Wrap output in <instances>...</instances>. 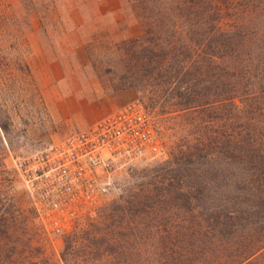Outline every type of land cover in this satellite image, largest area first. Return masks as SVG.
Segmentation results:
<instances>
[{
	"label": "rangeland",
	"instance_id": "obj_1",
	"mask_svg": "<svg viewBox=\"0 0 264 264\" xmlns=\"http://www.w3.org/2000/svg\"><path fill=\"white\" fill-rule=\"evenodd\" d=\"M0 1V5L9 6L14 17L26 22L25 59L30 70L29 77L22 75L23 81L17 74L14 77L17 82L4 80L0 85V120L5 124L4 133L0 132V196L5 197L1 211L5 208L9 230V237L3 242L9 250L0 251V264H151L150 252L157 244L145 237V225H138L143 231L139 230V239L132 240L116 234V228L101 220L103 213L115 208L130 191H144L151 201L162 192L165 198L158 211L163 221L158 224L156 218L150 223L160 232L190 230L191 225L178 224L189 213L170 204L177 186L166 181L158 183L155 178L156 173L161 174L167 167L164 160L175 153L177 144L189 145L195 154L199 143L210 144L213 161L196 167L216 170L219 188L214 191L212 184L209 185L206 199L198 202L203 207L220 204L230 195L229 188L224 186V174L228 173L225 157L231 132L243 137L246 149L249 148L246 139L262 143L261 148H250L248 158H264V107L250 116L249 109L238 103L242 109L233 119L223 104L203 111L177 110L173 104L179 98L174 95L173 87L177 80L176 85H183L187 77L171 81L166 76L154 79L156 75L152 74L153 78H149L154 61L163 59L168 68L180 59L183 62L187 59L171 49L175 44L167 42L171 41L170 36L157 41L148 32L155 29L156 23L168 24L165 13H175L176 0H143V7L147 6L144 11L139 10L138 0ZM206 1L207 4L199 3L201 21L194 23L186 15L177 16L181 21L178 24L185 27L191 24L197 33L204 32L207 23L224 28L238 25L247 41L237 57L224 55L217 59V69L210 67L203 79L216 74L225 81V73L236 69L243 58L254 76L251 87L264 85V0ZM200 39V34H190L185 45L193 47ZM158 46L163 50L160 55L156 52ZM205 85L208 87L209 83ZM225 88L223 84L218 91L224 93ZM132 99L142 101L151 113L166 147V157L152 159L117 175L116 191L77 221L69 233H46L13 168L14 158L62 139ZM248 128L252 133L247 135ZM263 170L264 163L259 164L258 171ZM182 189V192L192 191ZM246 224H242L230 244L211 250L212 258L202 264H264V225L251 224L248 229L255 232V240L250 242ZM214 258L218 259L216 263H208Z\"/></svg>",
	"mask_w": 264,
	"mask_h": 264
},
{
	"label": "trees",
	"instance_id": "obj_2",
	"mask_svg": "<svg viewBox=\"0 0 264 264\" xmlns=\"http://www.w3.org/2000/svg\"><path fill=\"white\" fill-rule=\"evenodd\" d=\"M176 1L175 13H165L168 24L161 21L155 24L153 31L148 32L154 35L157 41H165V37L170 36L171 41L167 42H172L171 45L175 44L171 49L179 51L187 59L184 62L180 59L176 65L168 68L165 67L163 59L154 61L148 73L149 78L153 76L152 74L156 75L154 79L166 76L171 81L178 77H187L186 83L176 85L177 80L173 87L174 95L179 98L173 104L177 110L203 111L215 109L223 104L228 108L229 118L232 119L237 117L242 105L243 108L249 109L250 116H253L256 111L259 112L264 107V85L257 89L251 87L254 76L245 59L240 60L241 63L236 65V69L225 73V81L217 78L216 74L211 79L210 77L203 79L210 67L217 69L215 64L217 59L224 55L237 57L242 52L247 41L242 27L233 25V27L224 28L219 24L207 23L206 30L197 33L191 24L187 27L178 24L181 21L177 20V16L186 15L189 20L197 23L201 21L199 3L207 4L208 2L206 0ZM143 2L138 0V8L144 11L147 6L144 8ZM206 14L204 11L203 15ZM25 26V20L14 17L7 4L0 5V85L4 83V80L17 82L14 78L17 74L18 79H22V75L30 76L29 65L25 59L28 53L24 35ZM190 34H200L201 37L193 47L185 45ZM157 48V51L155 50L157 54H162L161 47ZM191 55L194 56L193 59ZM4 74H7V78ZM208 83L207 87L205 84ZM223 84L226 88L224 93H220L218 89ZM155 88H159V83L155 84ZM208 88L211 90L206 91L205 89ZM4 130L5 124L0 120V132L4 133ZM251 130L245 129V133L248 135L252 133ZM232 133L234 132L228 136V154L225 157L226 166H229L225 171L228 173L224 174V180H226L224 186L229 188L230 195L222 199L220 204L203 207L198 203L201 199H206L205 192L210 188V184L214 191V188H219L216 170L212 168L198 170L196 167V165L210 164L213 161L209 143H199L196 154L190 151L189 145L177 144L175 153L164 160L167 164L165 170L161 171V174H155L158 183L162 184L161 181H166L169 185L177 186L175 193L170 197V204L176 209L183 207L186 210L184 213H189L187 218H180L178 224H189L190 230L186 228L181 232L172 233L162 229L160 232L150 223L151 220L156 221V218H158V224L163 221L158 211V205H161L165 198L162 192L154 197V201H151L144 191H130L115 208L103 213L101 220H107L109 225L118 230L116 234L119 236L131 237L132 240L137 237L139 239L141 236L139 230L143 231V229H138V225H145L147 228V232H144L145 237L154 239L157 244L150 252L153 261L151 264H193V262L202 264L206 259L212 258L211 250H214L216 246L224 247L230 244L238 235L243 223H247L245 227L247 229L252 223L254 226L264 225V170L258 171V166L264 163V158L258 156H253V159L248 158L251 155L250 148H261L263 144H258L251 138L246 139L249 147L247 150L243 137L232 135ZM1 140L0 136V145ZM182 188L192 189V191L182 192ZM0 195H2L1 192ZM3 198L5 199L0 196V251L9 250L5 244L3 245L4 240L9 237L7 220L4 217L6 210L4 208L1 211ZM247 232L248 237L251 238L250 242H253L255 232L252 229H248ZM217 261L218 259L214 258L208 263Z\"/></svg>",
	"mask_w": 264,
	"mask_h": 264
},
{
	"label": "built area",
	"instance_id": "obj_3",
	"mask_svg": "<svg viewBox=\"0 0 264 264\" xmlns=\"http://www.w3.org/2000/svg\"><path fill=\"white\" fill-rule=\"evenodd\" d=\"M167 155L154 119L132 99L62 139L15 157L36 219L48 234H67L116 191L120 173Z\"/></svg>",
	"mask_w": 264,
	"mask_h": 264
},
{
	"label": "crops",
	"instance_id": "obj_4",
	"mask_svg": "<svg viewBox=\"0 0 264 264\" xmlns=\"http://www.w3.org/2000/svg\"><path fill=\"white\" fill-rule=\"evenodd\" d=\"M108 114V113H107Z\"/></svg>",
	"mask_w": 264,
	"mask_h": 264
}]
</instances>
